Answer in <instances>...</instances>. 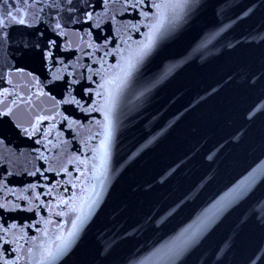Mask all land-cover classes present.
I'll use <instances>...</instances> for the list:
<instances>
[{
    "label": "water",
    "instance_id": "obj_1",
    "mask_svg": "<svg viewBox=\"0 0 264 264\" xmlns=\"http://www.w3.org/2000/svg\"><path fill=\"white\" fill-rule=\"evenodd\" d=\"M0 264H264V0H0Z\"/></svg>",
    "mask_w": 264,
    "mask_h": 264
},
{
    "label": "snow or ice",
    "instance_id": "obj_2",
    "mask_svg": "<svg viewBox=\"0 0 264 264\" xmlns=\"http://www.w3.org/2000/svg\"><path fill=\"white\" fill-rule=\"evenodd\" d=\"M20 23H24L23 19H20L19 21ZM146 48L148 47V45L145 46Z\"/></svg>",
    "mask_w": 264,
    "mask_h": 264
}]
</instances>
